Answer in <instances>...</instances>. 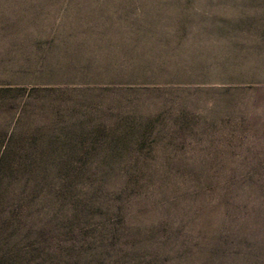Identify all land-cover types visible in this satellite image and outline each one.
<instances>
[{"label": "rangeland", "instance_id": "obj_1", "mask_svg": "<svg viewBox=\"0 0 264 264\" xmlns=\"http://www.w3.org/2000/svg\"><path fill=\"white\" fill-rule=\"evenodd\" d=\"M0 86L50 264H264V0H0Z\"/></svg>", "mask_w": 264, "mask_h": 264}, {"label": "trees", "instance_id": "obj_2", "mask_svg": "<svg viewBox=\"0 0 264 264\" xmlns=\"http://www.w3.org/2000/svg\"><path fill=\"white\" fill-rule=\"evenodd\" d=\"M10 90H13L10 86H0L1 92ZM14 141L12 135L6 138L0 135V264H7L15 257L12 247L20 240L23 241V264L54 263L55 252L40 245L33 221L25 217L29 199L19 176L23 172V150ZM36 184L33 182L31 187L35 188ZM30 255H35V260Z\"/></svg>", "mask_w": 264, "mask_h": 264}]
</instances>
